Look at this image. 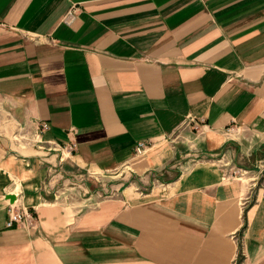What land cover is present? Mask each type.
<instances>
[{"label": "crops", "instance_id": "0c3cea01", "mask_svg": "<svg viewBox=\"0 0 264 264\" xmlns=\"http://www.w3.org/2000/svg\"><path fill=\"white\" fill-rule=\"evenodd\" d=\"M0 264H264V0H0Z\"/></svg>", "mask_w": 264, "mask_h": 264}, {"label": "built area", "instance_id": "2783aa9c", "mask_svg": "<svg viewBox=\"0 0 264 264\" xmlns=\"http://www.w3.org/2000/svg\"><path fill=\"white\" fill-rule=\"evenodd\" d=\"M74 9H72L71 11L68 12V14L66 15V22H71L74 18ZM187 122L190 123L191 128L193 130H195L196 132L198 131H202L203 127L205 126V122H203L202 120H195L193 117H188L187 118ZM48 128V125L46 122H41L39 127L37 128V131L35 133V137L40 136V133L43 130H46ZM244 128H242V126H238L235 123L230 124L228 126H226L223 129V134L224 136H226L227 138H234L238 135H240L242 132H244ZM74 148V144H70L68 145V150H72ZM147 146L144 142H138L135 145V154L136 155H142L145 153ZM237 173V171H231L229 174H227L229 176H233ZM15 189V188H14ZM12 195L14 194V200L10 201L7 199V219L5 222V226L8 228L11 227H22L25 229H36L37 228V220H36V214L34 212V210L29 209L28 207L24 206L21 203L17 202V195L19 192H11Z\"/></svg>", "mask_w": 264, "mask_h": 264}, {"label": "rangeland", "instance_id": "374dc122", "mask_svg": "<svg viewBox=\"0 0 264 264\" xmlns=\"http://www.w3.org/2000/svg\"><path fill=\"white\" fill-rule=\"evenodd\" d=\"M174 140H176V142H188L187 140H185L186 138H184V136L180 133H176L173 137ZM187 146H188V152H190L192 155H189V154H182L181 156H183L182 158L179 157L176 161H177V166H180L182 167V165L185 163V162H191V163H196L198 161H203V160H206V161H215L219 164H221L222 167H227V166H230L228 164H225V161L223 160V155H205V154H200L199 151H197L196 149V146L192 140L191 143H187ZM191 158V159H190ZM100 185H97L96 188H100L99 192H100V195L101 197H105V196H109V195H114V193H116L117 191L116 190H112L113 187H112V184L110 182H116V183H120L122 182V177L118 178L116 177V179H111L110 177L109 178H103L102 180L98 179L97 181ZM102 184V185H101Z\"/></svg>", "mask_w": 264, "mask_h": 264}, {"label": "water", "instance_id": "95a60500", "mask_svg": "<svg viewBox=\"0 0 264 264\" xmlns=\"http://www.w3.org/2000/svg\"><path fill=\"white\" fill-rule=\"evenodd\" d=\"M10 199V201H13L14 200V196L12 194L8 195V197Z\"/></svg>", "mask_w": 264, "mask_h": 264}]
</instances>
